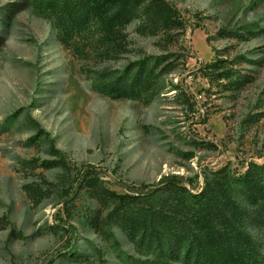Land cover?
<instances>
[{
  "label": "rangeland",
  "instance_id": "rangeland-1",
  "mask_svg": "<svg viewBox=\"0 0 264 264\" xmlns=\"http://www.w3.org/2000/svg\"><path fill=\"white\" fill-rule=\"evenodd\" d=\"M46 1L0 0V125L11 122L0 133V264H129L95 230L104 212L88 189L73 194L80 173H97L119 194L168 174L264 164V0H166L181 28L150 32L135 20L124 43L105 49L90 24L75 40L81 56L61 43ZM165 56L175 70L161 77L150 103L93 88L99 73ZM215 59L243 84L230 89L203 78L200 67ZM51 146L67 169L38 166L56 159ZM25 185L40 190L39 204ZM59 216L77 232L76 257L68 256L74 234ZM11 230L24 239L10 238ZM112 231L120 257L136 259L121 231ZM251 233L264 257V229Z\"/></svg>",
  "mask_w": 264,
  "mask_h": 264
},
{
  "label": "trees",
  "instance_id": "trees-1",
  "mask_svg": "<svg viewBox=\"0 0 264 264\" xmlns=\"http://www.w3.org/2000/svg\"><path fill=\"white\" fill-rule=\"evenodd\" d=\"M45 4L61 43L77 56L82 52L75 40L89 33L90 24L96 26L103 47L113 49L125 42L124 29L132 21L141 20L142 27L150 32L178 29L184 23L166 0H47ZM219 34L228 35L223 31ZM167 60L166 56L138 59L122 71L99 73L91 82L95 91L113 100L144 99L150 103L161 77L175 70ZM222 63L215 59L200 67L199 72L211 82L212 75L226 82L230 89L240 87L241 77ZM189 107L193 110L195 104ZM10 123L6 119L0 133ZM50 149L56 159L42 161L38 166L45 170L67 169L63 153L52 146ZM201 174H168L150 185L141 184L117 194L104 186L97 173L85 172L80 173L73 194L82 187L88 189L104 212L103 218L95 221V230L120 254L112 229L121 231L137 258L117 257L129 260V264H264L260 246L251 233L253 227L264 229V164H248L243 173L224 166ZM23 189L34 205L39 204L40 190L30 185ZM63 193L69 195L68 191ZM67 202L62 201L64 207ZM58 219L74 234L68 238V256L76 257L77 232L68 221L60 216ZM8 234L10 238L24 239L14 230Z\"/></svg>",
  "mask_w": 264,
  "mask_h": 264
}]
</instances>
